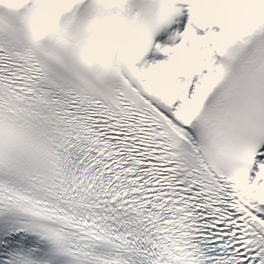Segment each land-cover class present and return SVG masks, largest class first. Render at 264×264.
<instances>
[{"label": "snow or ice", "instance_id": "6c2138e0", "mask_svg": "<svg viewBox=\"0 0 264 264\" xmlns=\"http://www.w3.org/2000/svg\"><path fill=\"white\" fill-rule=\"evenodd\" d=\"M0 264H264V0H0Z\"/></svg>", "mask_w": 264, "mask_h": 264}]
</instances>
